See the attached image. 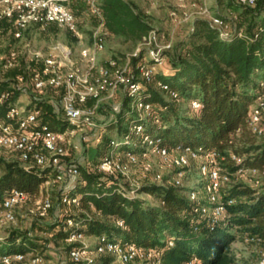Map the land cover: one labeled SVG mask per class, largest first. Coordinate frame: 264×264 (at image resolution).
Returning <instances> with one entry per match:
<instances>
[{"label":"trees","instance_id":"1","mask_svg":"<svg viewBox=\"0 0 264 264\" xmlns=\"http://www.w3.org/2000/svg\"><path fill=\"white\" fill-rule=\"evenodd\" d=\"M99 2L107 36L136 46L152 29L145 10L130 0ZM219 3L231 8L234 14L226 16L220 11L214 12L231 21L233 30L230 35L224 36L207 19L196 18L184 42L168 54L164 67L155 73V79L168 83L181 99L197 98L201 106L182 108L176 103L179 101L166 98L160 89L149 84L142 95L152 104L150 116H136L126 96L122 105L108 116L104 128L106 131L116 129V150L122 155L141 153L145 149L144 135L161 136L169 147L180 144L193 148H217L227 155L230 151L236 152L244 157V164L259 170L262 176L260 185L238 183L228 192L223 190L226 216L212 223L195 210L204 202V197H186L185 192L190 187L187 184L175 186L171 176L163 178L162 183L141 182L134 195L124 186L126 181L118 176L120 172L109 174L99 170L97 164L111 148L110 139L108 141L104 134L98 145L89 149L95 167L76 165L81 177L72 190L58 197L59 204H65L61 202L65 193L78 197L79 203L72 204L81 210L66 213L48 223L35 221L34 228L51 238L34 235L29 229L10 231L0 238V255L16 252L45 255L49 240L63 244L68 257V250L75 244L65 241L70 228L66 219L73 218L85 234L105 235L156 248L160 251L155 258L159 261L157 264H188L194 256L197 257L196 264H248L237 255L232 243L241 235L245 240L259 238L253 241L264 245V141H255L258 136L253 134L248 122L252 104L263 93L264 0H257L253 5L235 0H219ZM70 7L78 15L79 9L71 3ZM142 57L133 58L134 69L137 70ZM138 77V71L134 72L133 79ZM5 90H9L12 96L0 101V118L10 121L7 112L16 105L17 91L8 80H0V94ZM58 91L61 98L62 91ZM34 105L41 109L39 120L53 129L69 126L65 118L55 117L49 103L34 98L26 108L31 109ZM133 124H140L143 132L135 133L131 129ZM105 146L107 149L103 152ZM225 166L231 175L237 169L231 160ZM0 169V199L15 187L25 190L28 196L38 195L46 191L43 182L47 174L56 171L50 167L27 168L20 159L8 160L2 155ZM185 180H189L188 176ZM198 188H202V182L198 183ZM141 193L150 194L157 202L140 196ZM227 199L233 202L228 203ZM116 219H122L124 226L118 225ZM169 239L173 241L172 246L166 243Z\"/></svg>","mask_w":264,"mask_h":264},{"label":"built area","instance_id":"2","mask_svg":"<svg viewBox=\"0 0 264 264\" xmlns=\"http://www.w3.org/2000/svg\"><path fill=\"white\" fill-rule=\"evenodd\" d=\"M72 0H0V21H7L11 25V33L14 38H21L24 31L30 26H38L42 30H48L50 25H55L77 38L80 48L78 51L69 44L57 42L52 46L48 54L39 50L33 52L36 62H42V69L34 75V87L43 89L53 87L60 89L61 102L64 118L69 126L63 129H53L48 123L39 120L41 109L34 105L31 109L19 106L16 102L8 112L6 118H0V156L3 151H14L18 158L27 168L50 167L55 172H49L44 179L46 187L54 180L62 179L64 171L59 168L60 159L67 153V143L76 132L79 124H85V104L90 98L98 97L103 90H114L123 85L130 107L142 117H148L152 113V104L143 97V91L149 84L160 89L164 95L176 101H183L178 92L168 83L155 79V73L164 67L167 61L166 52L172 47V41H163L164 35L152 28L136 44L126 64L122 62L123 57L109 56L104 61L100 59V52L105 47L107 31L105 30V18L100 7L99 0H89V7L97 19V26L91 34L89 42H85V35L79 29V17L71 9ZM185 0H179L182 4ZM240 4L253 5L257 0H235ZM206 0L200 5L199 13L205 14L207 8ZM196 6V2L191 3ZM149 13V10H145ZM191 13L183 11L180 14L172 12V18L176 23L188 21ZM196 18L207 19L212 26L217 27L224 36L232 32V23L215 13L208 17L196 16ZM16 52L12 51L6 57V66L14 64ZM143 55L137 64L138 79L126 74L131 58ZM263 93L256 98L252 104L249 114V126L253 134L264 138V82H261ZM9 90L0 94V101L11 98ZM190 108L197 109L201 102L197 98H191L187 104ZM131 129L135 133L143 132L140 124H133ZM145 149L141 153L126 152L123 155L126 160L116 157L120 154L116 150L117 141L110 139L111 148L102 156L97 164L99 170L109 174L121 172L127 174L129 165L141 161L148 153L156 154L161 162L172 168L171 181L175 186L188 185L190 180H185L187 171L192 166L196 168L201 180H196L192 188L187 189L185 195L191 199H198V183L202 182L204 202L195 207L197 212L207 217L212 223L226 216V205L223 199V187L231 180V172L225 166L231 160L237 165L233 173H259V170L244 164V157L236 152L230 151L227 155L217 148H193L190 145H175L169 147L163 142L161 136H143ZM148 166V165H147ZM65 173L78 175L79 168L76 165L69 166ZM154 179L160 183L163 176L156 173ZM199 181V182H198ZM141 182L131 180L129 193L136 194ZM47 190V189H46ZM28 198L25 190L12 188L0 199V231L10 222L16 221L15 208ZM62 203L78 204V197L65 193L61 197ZM228 203L233 202L227 199ZM53 207L51 194L46 192L36 206L39 217L45 216ZM70 227L65 236L68 244H75L68 250L67 261L60 264H113L116 260L120 264H142L144 259H154L153 263H159L155 258L160 251L153 247H146L135 242L123 241L116 238H108L105 235H95V241L90 244H81L86 234L80 229V224L73 218L66 219ZM120 226H124L122 219H116ZM251 240L259 238L251 237ZM170 246L172 240H166ZM94 253L96 256L91 257ZM104 257L97 262L98 258ZM111 257V260L106 259ZM30 259L32 264H41L43 256L35 252H16L0 255V264H22ZM197 257L194 256L188 264H196ZM258 264H264V251L261 253Z\"/></svg>","mask_w":264,"mask_h":264},{"label":"rangeland","instance_id":"3","mask_svg":"<svg viewBox=\"0 0 264 264\" xmlns=\"http://www.w3.org/2000/svg\"><path fill=\"white\" fill-rule=\"evenodd\" d=\"M137 7L149 10L147 16L148 20L152 24V28L158 30L164 35L163 41L171 40L172 47L168 54L174 51L177 45L184 42L192 30V21L196 16L208 17L214 12L220 11L222 14L233 16L234 14L227 11L224 5L219 3V0H206L205 6L207 12L205 14L199 13L200 5H203V0H185L182 4L179 0H130ZM195 1L196 6L191 3ZM77 11L79 17V29L85 35V42H89L91 34L97 26V19L90 11L89 0H74L71 2ZM166 9V11H164ZM191 13V18L188 21L182 23H176L172 18V12L180 14L183 11ZM165 12V13H164ZM163 13L165 16H163ZM159 27V29H157ZM52 32V31H51ZM73 37V38H72ZM87 38V39H86ZM57 42H65L72 46L76 51L80 46L77 43V38L69 34L67 31L57 28L52 33H48V30H42L38 26H33L29 31H24L21 38H13L11 33V25L5 22L0 23V80H8L11 86L16 88L17 102L19 106L27 107L28 104L34 100V98L40 99L51 105L54 115L58 119H63L64 114L62 110V102L60 93L57 88L45 87L43 89H37L34 87V75L36 72H40L41 64L36 62L33 57V52L39 50L44 54H48L53 45ZM135 49V44L121 43L116 37L107 36L105 40V47L103 49L104 57H101V61H104L107 56H120L123 57L122 62L126 64L127 58H130L131 53ZM16 52L14 57V64L12 66H6V57L10 52ZM132 60L130 59L126 74L133 76L134 72H137L132 67ZM168 60V58H167ZM167 62V61H166ZM38 68L37 71H33V68ZM166 68V66H165ZM164 68V69H165ZM126 97V91L123 85H119L114 90H103L98 97L90 98L85 104H82L85 110V124H79L76 128V132L70 137L67 145V153L60 159L59 168L64 171L62 179L52 181L47 187L46 191L41 192L38 195H29L28 198L15 208L16 221L7 223L0 231V238L6 236L10 231L15 229H29L34 235L40 237L51 238L49 234L39 231L34 228L35 221H42L44 223L51 222L56 218L62 217L66 213H77L81 209L78 205L69 203L59 204L58 197L61 193L72 190L74 185L81 177V173L78 175H69L65 173L66 169L71 165H78L88 168H94L95 163L89 156V149L98 145L104 134L108 136V141L111 138L117 136L116 129L109 130L104 128L105 121L108 116H112V112L117 110L123 103ZM168 98L167 95H165ZM191 98H184L183 101L176 102L182 108H187V104ZM136 116L139 114L136 112ZM68 127V126H67ZM255 141L262 142L264 138L255 137ZM106 151L107 147L104 148ZM2 156L8 160H18V154L14 151H3ZM116 157L126 160L125 156L117 154ZM148 165V166H147ZM2 170L0 169V173ZM156 173H160L163 178L172 176V168L164 165L160 158L153 153H148L144 160L137 162L136 164L129 165L127 168V174L119 173L118 176L122 180L126 188H130L131 180L144 183H160L154 179ZM188 186L192 188L196 180H201V176L196 168V165L187 171ZM123 181V182H124ZM198 181V182H199ZM262 181L261 173L250 174L246 173H233L231 180L223 187L225 192L235 184L243 183L254 187L260 185ZM46 192L51 194L53 198L54 208L49 210L48 213L39 217L36 213V206L42 199ZM140 196L157 202L150 194L141 193ZM198 197L203 198L204 192L200 188L197 194ZM187 197V195H186ZM95 241L94 234H86L81 244H90ZM234 251L240 258H243L248 264H258L261 253L264 251V245L259 242H255L250 238L245 240L244 237L238 235L237 240L232 243ZM45 255L41 264H60L67 261V254L65 247L61 243L51 242L48 240L46 248L44 250ZM91 257H95L94 253L90 254ZM154 259L142 261V264H154ZM22 264H32L30 259L25 260ZM113 264H120L114 260ZM156 264V263H155Z\"/></svg>","mask_w":264,"mask_h":264},{"label":"crops","instance_id":"4","mask_svg":"<svg viewBox=\"0 0 264 264\" xmlns=\"http://www.w3.org/2000/svg\"><path fill=\"white\" fill-rule=\"evenodd\" d=\"M225 9H227V11H229V12H231V13H233L232 12V10H231V8H229V7H224ZM143 9V8H142ZM164 11H166V9H164ZM165 13V12H164ZM163 13V16H165V14ZM228 16H230V15H228ZM79 17H81V16H79ZM147 18H149L148 16H147ZM196 19V17L193 19V21H192V27H193V24H194V20ZM6 24H8L9 22H5ZM31 27H33V26H30L27 30H25V31H29L30 29H31ZM58 27H56L55 25H50L49 26V29H48V33L50 34V33H52L55 29H57ZM157 29H159V27L157 28ZM52 31V32H51ZM13 36V35H12ZM14 38V37H13ZM87 39V38H86ZM63 43H65V42H63ZM66 44H68V43H66ZM101 57H104V55H103V52L101 51L100 52V58ZM107 57H109V56H107ZM30 58H32V57H30ZM40 64H41V67H40V69H42V62H39ZM37 69L38 68H33V71H37ZM58 93H59V91H57ZM24 164V163H23ZM24 166H25V164H24Z\"/></svg>","mask_w":264,"mask_h":264}]
</instances>
